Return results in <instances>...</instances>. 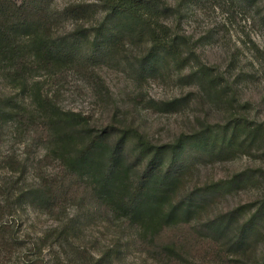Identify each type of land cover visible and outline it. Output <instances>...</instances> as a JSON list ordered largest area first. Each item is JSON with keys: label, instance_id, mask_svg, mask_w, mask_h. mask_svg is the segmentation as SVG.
<instances>
[{"label": "trees", "instance_id": "16d2710c", "mask_svg": "<svg viewBox=\"0 0 264 264\" xmlns=\"http://www.w3.org/2000/svg\"><path fill=\"white\" fill-rule=\"evenodd\" d=\"M172 12L174 8L163 0H77L61 11L54 7V0H0V73L19 91L15 97L0 98V124L27 120L35 130L41 126L47 148L44 161L60 165L58 175L0 192L2 262L8 264L20 250L17 264H56L55 258L53 263L46 260L44 247L69 246L80 259L75 264H115L117 247H108L96 256L76 245L81 231L100 219L131 231L138 252L158 264H185L184 248L162 240L182 222V216L191 220L198 210L199 201L174 199L184 177L180 153L219 147L220 153L230 156L235 153L231 152L236 150L233 147L248 149L257 142L264 143V124L233 116L226 124L207 126L162 145L151 143L132 129L134 152L137 159L144 158L138 163L128 150L127 132H117L114 125L97 128L82 114L62 109L38 81L71 64H108L119 58V51L128 42H136L145 45L137 64L147 77L158 74L161 64H181L180 71L189 64H200L191 67L184 78L196 81L202 95H213L233 109L237 91L232 92L228 82L201 61L186 34L166 22ZM98 17L102 19L97 21ZM66 20L73 21L75 29L62 34L59 26ZM93 21L97 24L85 26ZM193 93L173 100L150 99L149 107L163 113L177 112L193 101ZM2 197L7 208L1 206ZM262 202L238 228L232 227L234 212L204 224L207 234L203 237L222 246L218 245V252L223 259L244 263L242 256L255 243L254 223L264 212V199ZM93 203L100 209H94ZM14 204L29 205L49 215L74 206L78 214L67 219L55 238L45 237L29 248L17 237L14 225L2 221L6 209ZM256 264H264V252Z\"/></svg>", "mask_w": 264, "mask_h": 264}, {"label": "rangeland", "instance_id": "374dc122", "mask_svg": "<svg viewBox=\"0 0 264 264\" xmlns=\"http://www.w3.org/2000/svg\"><path fill=\"white\" fill-rule=\"evenodd\" d=\"M75 1L54 0V7L61 11ZM163 1L174 8L166 22L186 34L201 61L228 82L232 92L237 91L233 109L229 110L213 95H202V88L195 87L196 81L184 78L191 67L200 64H189L181 71V64H161L158 74L147 77L139 70L141 64H137L145 45L136 42H128L119 51V58L108 64H71L38 78L45 93L62 109L82 114L97 128L114 125L117 132H127L128 150L132 160L138 163L144 158L137 159L134 152L136 138L130 132L132 129H137L151 143L162 145L207 126L226 124L233 116L264 124V0ZM98 18L97 21L102 19ZM94 23L97 24L93 21L85 26ZM74 24L71 20L61 22L60 33L71 32ZM194 89L197 92L193 93ZM18 93L9 77L0 73V98L15 97ZM191 93L193 101L177 112L163 113L149 107L150 99L173 100ZM31 126L27 120L0 124V192L35 185L42 177L60 173L58 162L44 161L47 154L44 129L40 126L35 130ZM233 149L236 150L231 152L235 153L230 156L220 153L219 147L204 151L187 149L179 155L180 173L184 172V177L174 199L181 201L190 197L200 203L191 220L182 216V222L162 240L174 241L184 248L185 264H256L263 255L264 212L255 220V243L242 256L244 263L223 259L218 252V245L222 246L203 237L207 234L205 223L234 212L232 227L238 228L263 204L264 143L257 142L248 149ZM237 176L239 181L231 183ZM7 205L5 200L1 202V206L7 208ZM92 206L100 209L96 203ZM242 206L246 208L240 211ZM9 208L2 221L14 225L17 237L29 248L39 245L45 237L55 238L67 219L78 214L74 206L54 215L29 205L14 204ZM133 241L131 231L99 219L81 231L76 245L96 256L108 247H117L115 264H158L138 252ZM18 252L8 264L18 263ZM43 254L51 263L55 258L56 264L80 261L69 246H47ZM0 264L7 263L0 258Z\"/></svg>", "mask_w": 264, "mask_h": 264}]
</instances>
